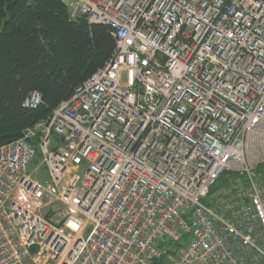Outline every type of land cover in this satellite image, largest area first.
I'll return each instance as SVG.
<instances>
[{
  "label": "built area",
  "instance_id": "obj_1",
  "mask_svg": "<svg viewBox=\"0 0 264 264\" xmlns=\"http://www.w3.org/2000/svg\"><path fill=\"white\" fill-rule=\"evenodd\" d=\"M62 1L116 49L0 146V264H264V0Z\"/></svg>",
  "mask_w": 264,
  "mask_h": 264
},
{
  "label": "trees",
  "instance_id": "obj_2",
  "mask_svg": "<svg viewBox=\"0 0 264 264\" xmlns=\"http://www.w3.org/2000/svg\"><path fill=\"white\" fill-rule=\"evenodd\" d=\"M115 49L107 25L70 18L62 0H0V146L49 116ZM33 91L40 103L25 107Z\"/></svg>",
  "mask_w": 264,
  "mask_h": 264
},
{
  "label": "rangeland",
  "instance_id": "obj_3",
  "mask_svg": "<svg viewBox=\"0 0 264 264\" xmlns=\"http://www.w3.org/2000/svg\"><path fill=\"white\" fill-rule=\"evenodd\" d=\"M38 160H39V153H37L35 155L34 159L29 163V165L27 167V172L30 173L31 175H34L35 174V168L37 167ZM37 171H38L37 178L39 180H43L44 177H45V168L42 167V166H39V167H37ZM54 207H56L57 210H59V209L62 208V206L60 204H57Z\"/></svg>",
  "mask_w": 264,
  "mask_h": 264
},
{
  "label": "water",
  "instance_id": "obj_4",
  "mask_svg": "<svg viewBox=\"0 0 264 264\" xmlns=\"http://www.w3.org/2000/svg\"><path fill=\"white\" fill-rule=\"evenodd\" d=\"M94 24H96V23H94Z\"/></svg>",
  "mask_w": 264,
  "mask_h": 264
}]
</instances>
